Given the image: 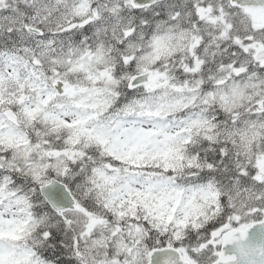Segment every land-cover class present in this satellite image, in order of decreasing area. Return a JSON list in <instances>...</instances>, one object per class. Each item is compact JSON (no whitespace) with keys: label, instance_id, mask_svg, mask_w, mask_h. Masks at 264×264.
<instances>
[{"label":"snow or ice","instance_id":"6c2138e0","mask_svg":"<svg viewBox=\"0 0 264 264\" xmlns=\"http://www.w3.org/2000/svg\"><path fill=\"white\" fill-rule=\"evenodd\" d=\"M0 264H264V0H0Z\"/></svg>","mask_w":264,"mask_h":264}]
</instances>
